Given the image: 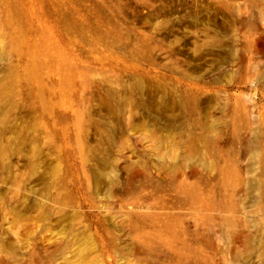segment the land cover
<instances>
[{"label": "rangeland", "instance_id": "374dc122", "mask_svg": "<svg viewBox=\"0 0 264 264\" xmlns=\"http://www.w3.org/2000/svg\"><path fill=\"white\" fill-rule=\"evenodd\" d=\"M0 264H264V0H0Z\"/></svg>", "mask_w": 264, "mask_h": 264}]
</instances>
